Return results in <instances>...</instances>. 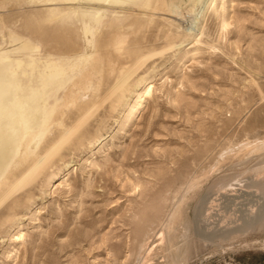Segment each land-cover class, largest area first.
<instances>
[{
  "label": "rangeland",
  "instance_id": "rangeland-1",
  "mask_svg": "<svg viewBox=\"0 0 264 264\" xmlns=\"http://www.w3.org/2000/svg\"><path fill=\"white\" fill-rule=\"evenodd\" d=\"M144 1L126 3L134 14L102 24L95 40L105 61L153 50L132 74L154 92L133 119L127 94L94 142L40 161L28 204L4 219L0 264H264V146L249 145L264 141V0ZM87 2L0 0V47L37 41L41 16L72 19ZM71 19L47 23L63 52L87 46ZM119 39L121 56L105 46ZM16 224L28 233L20 243Z\"/></svg>",
  "mask_w": 264,
  "mask_h": 264
},
{
  "label": "bare ground",
  "instance_id": "bare-ground-1",
  "mask_svg": "<svg viewBox=\"0 0 264 264\" xmlns=\"http://www.w3.org/2000/svg\"><path fill=\"white\" fill-rule=\"evenodd\" d=\"M87 1L93 5L80 6L70 15L72 19L67 15L51 20L41 16L37 41L28 34L30 38L18 40L13 46L0 47V234L5 217L19 213L15 208L23 201L21 195L26 194L28 199L31 198L32 193H29L36 188L40 177L35 176L36 168L43 158H51L61 146L74 151L86 141L94 142L105 124L106 119L103 118L111 116L127 94L131 93L137 98L135 104L128 107L132 118L154 92V80L140 78L134 82L132 74L142 58L151 55L153 50L147 49V53L135 51L114 59L110 54L111 58L105 61L102 57V41L97 44L95 40L96 31L101 29L102 24L108 27L133 15L134 10L122 7L136 0ZM140 4L147 8L153 6L154 9L171 8L175 0H146ZM218 17L221 26L227 27L229 22L226 16L222 14ZM68 18L83 34L87 46H79L81 53L75 52L78 47L73 41L68 43L63 52L57 46L60 37L56 31L47 30V23L51 22L53 28L60 29L70 20ZM12 33H9V39L14 43L18 36L16 38L15 33ZM75 38L80 40L77 33ZM105 46L113 49L112 52L117 56L126 53L120 39L110 46L107 42ZM197 53L191 52L190 60ZM81 62L84 64L83 71L74 69ZM77 76L79 78L76 79ZM249 145L258 149L264 146V141H255ZM88 163L91 166L97 165L92 160ZM72 171H76V168ZM26 175L28 178H25L22 187L11 191ZM68 181L69 177H60L55 181V187L62 188L68 185ZM13 229L16 230L12 238L15 243L23 242L28 236L19 224ZM14 249L18 251L19 248Z\"/></svg>",
  "mask_w": 264,
  "mask_h": 264
}]
</instances>
